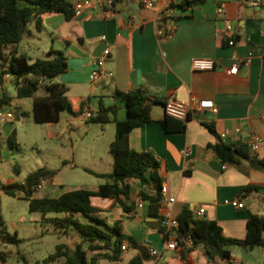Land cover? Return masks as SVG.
<instances>
[{"label": "crops", "instance_id": "0c3cea01", "mask_svg": "<svg viewBox=\"0 0 264 264\" xmlns=\"http://www.w3.org/2000/svg\"><path fill=\"white\" fill-rule=\"evenodd\" d=\"M65 1L74 6L79 0ZM89 1L90 5L79 17L74 16L71 20H66L63 15L44 17L43 27L38 30L46 32L51 39L44 55L50 48L64 52L67 70L53 81L68 88L67 96L73 110L78 112L83 108L80 116L85 122L88 121L84 114L96 112L100 101L107 107L118 106L116 120L125 121L124 103L115 97V92L138 88L164 102L170 98L179 101L193 98L211 100L217 109L215 113H192L184 122L185 130L167 132L160 123L166 116L164 105H156L151 111V121L130 133L129 144L133 150L150 152L159 161V174L167 187L166 197L173 198L174 202L163 200L157 216L151 217L147 202L143 201V206L138 207L139 193L143 188L137 181L131 180L128 183L131 186L130 201L134 204L132 211L123 212L117 204L102 207L105 213L101 216L106 217L107 224L113 226L116 221H121L123 233L137 243L136 247L130 245L127 239L122 243L127 250L121 252L120 264H129L132 258L140 256L138 248L141 246L147 247L151 256L149 261L142 260L144 264H263L264 247L260 246L228 245L230 263L217 256L209 260L204 246L190 251L188 248L170 249L160 230L162 226H157L162 218L176 219L186 207L197 217L215 221L225 237L243 240L248 219L252 215L264 217V172L251 169L247 162L240 167L221 164L213 150L219 142L217 136L222 132L232 133L230 138L223 140L227 143L248 142L249 134H253L257 150L250 151V155L264 159L262 10L251 6L249 0H209L185 12L175 11L173 16L178 15L179 19L170 20L169 33L161 37L157 31L162 28H159L157 20L169 6L166 0H150L154 3L151 9L145 8L141 0H114L103 5L102 0ZM181 1L173 0L174 3ZM220 6L223 17L234 27V46H229L222 34L223 22L217 18ZM107 12H111L109 19L106 18ZM30 36H34L32 31ZM25 43L26 37L19 44V52ZM106 48H109L110 54L101 69L102 75L92 83L90 73ZM192 58L212 59L216 65L209 71L194 70ZM237 63L238 71L232 74L230 70ZM10 78L5 75L0 83V110L16 107L26 115L30 108L32 114V99H19L16 91L15 97L7 93L4 84ZM63 113L61 117H75ZM206 123L214 126L217 136L209 132ZM9 124L12 123L4 125ZM107 124H100L104 134ZM2 125L0 137L3 135ZM235 129H240V134L235 135ZM54 132L57 134V131ZM2 150L0 143V162ZM51 179L42 180V187L37 191L44 192V183ZM13 183L14 180L10 179L6 185ZM252 186L259 189L247 190ZM0 193L3 192L0 190ZM45 194L42 197H51ZM237 200L243 203V208L233 205ZM201 210L204 213L198 216ZM47 218L56 216L48 214ZM64 236L65 240L60 243L70 248L81 240L72 229ZM152 251H156V255ZM96 254L88 252L87 255L90 258ZM11 257L14 258L12 252L6 261L0 260V264H17ZM51 264H63V259ZM99 264L108 263L101 259Z\"/></svg>", "mask_w": 264, "mask_h": 264}, {"label": "trees", "instance_id": "16d2710c", "mask_svg": "<svg viewBox=\"0 0 264 264\" xmlns=\"http://www.w3.org/2000/svg\"><path fill=\"white\" fill-rule=\"evenodd\" d=\"M207 1L209 0H183L170 4L168 9L185 12ZM54 15H63L66 20H71L74 18L73 6L65 0H0V83L5 75L11 76L16 97L32 99L33 120L41 124H58L63 112L73 116L83 113V108L78 112L73 110L67 96L68 88L53 81L67 70L63 51L50 48L46 54L47 58L34 60L19 52L21 41L31 35L29 25L34 24L37 30H41L43 18ZM174 19L178 20L179 16L168 17L165 13L161 14L157 20L159 28L164 29L165 34L169 33L168 22ZM40 88L44 89L43 94H39ZM115 97L124 103L125 121L116 120L118 106L107 107L102 101L99 102L98 110L91 112V117L87 120L96 124H115V137L110 143L114 170L109 174L95 173L106 180L96 190L75 189L66 191L59 197H36V188L41 181L51 179L55 175L54 171L45 167L28 174L21 184L4 185L0 182V190L4 194H21L28 201L30 212L40 213L44 221L57 225L64 233L71 229L76 231L81 239L80 242L74 243L73 248L63 243L57 244L54 253L36 264H51L60 259H63V264H99L101 259L106 260L108 264H120L122 243L126 239L132 246L136 247L137 243L123 233L121 221L109 226L106 217L101 216V210L92 204V198L113 200L123 212H130L134 204L130 201L131 186L128 181H137L143 188L139 197L148 203L149 215L155 217L158 214L162 187L160 163L150 152L133 150L129 144V135L134 129L149 123L153 107L165 105V102L147 95L141 88L129 92L117 91ZM160 123L167 132L185 130L184 122L167 115ZM205 126L211 134L216 135L212 124L206 123ZM217 137L219 142L213 146V150L224 164L240 167L243 162H247L251 169L264 172V159L250 155L248 142L241 140L227 143ZM8 142L12 148H19L15 129L10 132ZM152 189L157 190V193L150 194L149 190ZM257 189L259 187L252 186L247 190ZM48 214L60 216L45 219ZM176 221L177 226L171 229L170 234L179 245L191 240L193 245L188 251L197 246H204L209 254L211 248L215 251V256L228 263L231 260V254L226 249L228 245L264 247V217L258 215H252L248 219L243 240L225 237L215 221L197 217L186 207L181 210ZM160 230L163 232L162 227ZM164 238L168 239V236L164 235ZM0 241L16 247L22 243L16 232L11 234L7 231L1 216ZM88 252L97 254L89 258ZM8 257V252L0 253L1 261H6ZM129 264L144 263L137 255Z\"/></svg>", "mask_w": 264, "mask_h": 264}, {"label": "rangeland", "instance_id": "374dc122", "mask_svg": "<svg viewBox=\"0 0 264 264\" xmlns=\"http://www.w3.org/2000/svg\"><path fill=\"white\" fill-rule=\"evenodd\" d=\"M29 28L34 36L26 37L27 43L22 46L20 53L33 60L47 58L43 52L51 44L49 35L44 31L38 32L34 24H30ZM4 87L9 95L15 97L12 78L5 82ZM43 93L44 89L40 88L39 94ZM12 111L18 119L7 126L3 124V135L0 137L1 146L3 145L0 182L4 185L10 179L21 184L28 174L45 167L54 171L55 175L44 183V192L40 193V190L35 194L42 197L46 192L51 197H57L75 189L96 190L106 180L95 173L113 172L110 142L115 137L114 123L107 124L108 129L104 134L100 124L85 122L81 116L70 118L63 115L60 124L47 125L34 122L30 108L23 119L20 117L22 113L16 107ZM71 120L74 122L71 123ZM13 129L16 131L19 148H12L7 139L8 133ZM92 204L104 216L102 207L116 203L113 200L93 197ZM0 216L8 232L14 234L17 231L22 241L18 247L11 248L14 258L10 259L17 264L41 263L66 238L62 228L44 221L40 213L30 212L28 201L21 194L10 196L0 193ZM11 252L8 254L11 255Z\"/></svg>", "mask_w": 264, "mask_h": 264}, {"label": "built area", "instance_id": "2783aa9c", "mask_svg": "<svg viewBox=\"0 0 264 264\" xmlns=\"http://www.w3.org/2000/svg\"><path fill=\"white\" fill-rule=\"evenodd\" d=\"M170 4H173V0H166ZM114 2V0H102L101 5L103 4H110ZM141 2L143 3V5L145 6V8H153L154 7V3L150 0H141ZM249 3L251 4V6L253 7H257L259 9L262 10L263 14H264V0H249ZM90 5V1L89 0H79L77 1L74 6H73V10H74V16L75 17H79L83 10L85 8H87ZM168 6V7H169ZM166 9V16L171 17L174 15V10L173 9ZM106 18L109 19L111 18V12H107L106 14ZM217 18L220 19L223 22V32L222 34L225 36V38L227 39V43L229 46H234L236 44V40L234 38V27L231 24V22L227 19H225L223 17V8L222 6L218 7L217 9ZM159 36H165L166 34L164 33L163 29H159L157 31ZM110 54V50L109 48H106L103 51V56L100 57L99 59H97V61L95 62V68L91 71L90 73V81L92 83L97 82L101 75H102V67L104 65L105 59L106 57ZM191 64H192V68L194 70H198V71H209L214 69L216 62L215 60L212 59H207V58H192L191 59ZM238 71V63L235 64L230 72L232 74H235ZM164 110L167 116L172 117L176 120H179L181 122H186L188 121V119L190 118V116L192 115V113H196V112H200V111H210V112H217L216 106L214 104L213 101L211 100H198V99H192V100H188V101H179V100H175L173 98L168 99L165 102L164 105ZM20 117L23 119V115H20ZM91 117V113L87 112L84 114V118L86 120H88ZM16 119H18V117L15 116V114L13 113L12 110H0V125L5 124V123H12L13 121H15ZM235 135L240 134V129H235L233 132ZM232 136V133L229 131H225L220 133L219 138H221L222 140L228 139ZM249 139H248V146L250 151L255 152L257 150V146L255 144L256 142V136L255 135H250L249 134ZM73 167V166H71ZM223 168H225V165L223 166ZM43 184V181H41V183L37 186V190L41 189ZM150 194H156L157 190L152 189L149 190ZM160 194H161V202L163 200H167L170 202H174L173 198H167V187L165 184L162 183V187L160 190ZM233 205L236 206L237 208H243V203H240L238 200L233 202ZM143 206V200L139 199L138 201V207L141 208ZM204 211L201 210L198 212V216L203 215ZM161 226L163 228V235H167L168 239H167V247L170 249H176V248H181L183 249H189L192 247L193 242L191 240H188L186 243L179 245L175 239V237H173L170 234V231L172 228L177 226V221L174 218H162L161 219ZM13 245H11L10 243H6V242H0V253L2 252H10L11 248ZM122 251H126L127 250V246L123 245L121 247ZM153 255H156V251H152ZM225 261V260H224Z\"/></svg>", "mask_w": 264, "mask_h": 264}, {"label": "water", "instance_id": "95a60500", "mask_svg": "<svg viewBox=\"0 0 264 264\" xmlns=\"http://www.w3.org/2000/svg\"><path fill=\"white\" fill-rule=\"evenodd\" d=\"M215 152V151H214ZM221 164H223V162L221 161L220 162ZM161 225V223H157V226ZM138 252L140 254V257L143 261H149L151 256H150V253H149V250L147 249V247L145 246H141L138 248ZM209 254H208V259L211 260L212 257L215 256V251L213 249H209Z\"/></svg>", "mask_w": 264, "mask_h": 264}]
</instances>
